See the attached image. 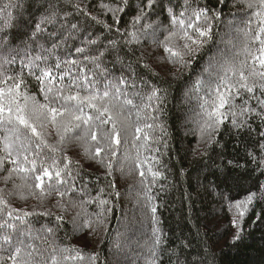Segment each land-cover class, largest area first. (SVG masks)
<instances>
[{
    "label": "snow or ice",
    "instance_id": "6c2138e0",
    "mask_svg": "<svg viewBox=\"0 0 264 264\" xmlns=\"http://www.w3.org/2000/svg\"><path fill=\"white\" fill-rule=\"evenodd\" d=\"M226 2L0 0V264H120L146 225L150 264H209L206 244H169L153 203L152 185L166 179L153 145L167 148L157 67L175 80L203 61L185 95L193 156L215 177L205 190L231 215L229 244L250 235L253 213L250 227L264 225V0H233L222 34ZM222 135L242 141L231 158ZM82 161L102 170L103 186ZM117 174L132 181L134 211L109 260L71 238L108 233L124 195Z\"/></svg>",
    "mask_w": 264,
    "mask_h": 264
},
{
    "label": "trees",
    "instance_id": "16d2710c",
    "mask_svg": "<svg viewBox=\"0 0 264 264\" xmlns=\"http://www.w3.org/2000/svg\"><path fill=\"white\" fill-rule=\"evenodd\" d=\"M210 7H216L218 0H207ZM233 0H227L226 4L221 6L224 16V24L218 29L222 34L227 31L226 23L232 19V13L235 11L231 7ZM134 12H129L123 17L121 27H124L130 16ZM219 40L220 38L217 37ZM225 43H221V49L231 47L227 44L230 37H225ZM147 47V45H145ZM127 51V49H125ZM140 50H136V56H139ZM128 58L135 60V56L129 53ZM146 59H148L146 57ZM149 62H151L149 60ZM203 61L194 66L192 73H186L178 79H171L166 76L167 69L157 67L162 78L159 86L167 89V102L164 108L163 121L166 123L167 148L163 144H155L154 147L160 148L159 158L164 167L160 170L164 172L166 179H159L152 185V193L155 197L153 203L158 207V217L161 221V227L168 235L169 244L175 246L179 239H187L193 244H206L209 247V264H264V225H251V219L254 213L248 218L244 227L250 235H247L241 242L235 246L228 243L234 232L229 221L231 215L227 208L221 209L220 202L209 192L205 190V185L215 177L207 174L203 161L197 160L193 156L192 149L197 145V139L193 134L195 124L189 119L191 109L194 104H189L186 93L190 89L196 78V72ZM159 134V133H157ZM224 143V153L231 158L235 152L238 141L234 135H222L219 137ZM151 158V153L148 154ZM83 162V161H82ZM84 167L99 176V185L103 186L104 179L100 176L102 170L96 165L83 162ZM155 163V162H153ZM157 167H159L157 165ZM183 170V171H182ZM149 181L151 177H148ZM96 183L95 180L92 181ZM118 190L124 195L119 200V209H115L107 221L108 233H98L92 237H72L71 243L79 244L87 251H99L101 258L107 257L114 260L113 244L116 242L118 233L125 231L127 218L133 216V201L127 193V185L132 181L121 179L119 174L116 176ZM163 185L164 190L161 191ZM224 186L221 185V189ZM95 195V192L92 193ZM243 190H233L231 195L234 199L241 198L244 195ZM35 201L29 200L27 204L23 201H16L15 204L21 208H27L33 205ZM259 210V206L257 207ZM89 211H95L94 206ZM136 216H140L139 210L135 211ZM45 220L47 218H44ZM43 223V220L41 221ZM39 225H37L38 227ZM70 230V225H65ZM199 230V235H198ZM207 235H204V234ZM151 238V229L147 225L140 229L133 238L132 246H125L118 258L120 264H150L147 243ZM123 240V237H121ZM138 241V243H136ZM165 264L167 261L165 260Z\"/></svg>",
    "mask_w": 264,
    "mask_h": 264
}]
</instances>
